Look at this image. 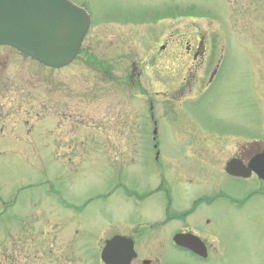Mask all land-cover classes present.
Instances as JSON below:
<instances>
[{
	"label": "rangeland",
	"instance_id": "rangeland-1",
	"mask_svg": "<svg viewBox=\"0 0 264 264\" xmlns=\"http://www.w3.org/2000/svg\"><path fill=\"white\" fill-rule=\"evenodd\" d=\"M73 1L92 21L71 63L51 68L0 45V264H102L104 238L134 229L144 237L138 249L161 264H264L259 178L213 172V192L229 197L201 212L213 217L207 262L174 251L167 226L146 227L163 216L155 202L165 199L162 189L143 202L147 211L122 185L141 183L140 193L159 186L156 144L174 199L209 186L202 172L183 187L178 171L180 152L207 144L211 128L223 157L242 144L264 146V6L230 1L224 13L214 0ZM177 1L206 17L185 15L169 27L213 33L222 50L215 77L197 90L184 79L190 58L159 48L163 10ZM215 9L223 17L212 22ZM210 65L196 72L201 81Z\"/></svg>",
	"mask_w": 264,
	"mask_h": 264
},
{
	"label": "flooded vegetation",
	"instance_id": "flooded-vegetation-1",
	"mask_svg": "<svg viewBox=\"0 0 264 264\" xmlns=\"http://www.w3.org/2000/svg\"><path fill=\"white\" fill-rule=\"evenodd\" d=\"M230 1L235 2L236 0H214V3L215 5L220 6L221 10L225 13L227 10L226 4L230 3ZM249 2H258L264 6V0H249ZM170 3L172 10L171 13L166 10V15H164L163 29L165 32L160 34L163 38L159 48L165 50L167 46H171V51L174 54V57L180 56L179 58H182L184 61L185 59L190 58L191 63L187 64L185 68V73H189L190 76L186 75L184 76V79H192L191 83L194 85L190 84L189 88L190 90H197L202 84L207 82L210 83L215 77L218 70V62H220L218 55L222 50L213 48L214 44H212L211 41L217 40L216 36L213 38V33H183L175 32L171 29L168 22L172 19H179L180 17L185 16V12L182 11V8L186 2L177 1V3ZM192 3L194 2H190V4ZM192 7L194 8L195 5L193 4ZM217 10L218 9H215L210 17L212 22L223 17V15ZM191 11L190 14H192V16L199 17L197 15L198 12L193 10L191 13ZM166 21L167 23L165 24ZM208 41L210 43H207ZM204 63L206 67L207 63H211V65L208 70L204 72L205 75L204 77H201V81L200 73L196 75V72H198L199 68H201ZM208 132L211 139L207 144H187L180 152L181 158L185 160V165L181 166L182 168L178 171V177L181 181L178 183L182 185L185 184L183 186L185 187L187 181H192L194 178L197 179L198 176L204 172V177L206 179L203 181L209 182V186L204 184L203 189L200 187L196 188L190 193H183L184 196L181 199H174L172 186L167 183L168 179L165 177V174H168L171 170L166 169L164 165L162 166L163 162L160 160V152L158 149L154 151L153 158L157 164L156 169L161 171L163 177L157 188H152L150 191L140 193L137 191V188H140L139 184L141 183L133 188H128L125 184H122L125 188L124 194L128 197H134L135 202L133 201V203L137 207H139V203H143L148 199L147 197L158 194L157 191L162 189L164 191L165 199L163 197L157 198L155 202L156 210H158L159 213H162L163 216L161 218L154 217L149 219L150 221L146 224V227L155 230L167 226L171 230L167 240L174 251L182 253L195 261L205 262L213 258V250L216 246L213 242V230L211 229L213 217L209 214L202 215L201 212H204L207 209L213 210L214 202L217 200V197H222L226 200H228L229 197L222 191L217 190L213 192V172L220 171L225 175L236 179H246L227 173L224 169L226 162L231 158H235L245 166H249L250 161L254 157L264 152L263 144L260 145L259 143L254 142L249 145L242 144L241 146L236 147L233 152L223 157L221 155V153H224V150H221L223 147L213 145V137H216V135L213 134V128ZM220 163H223L221 168L219 166ZM206 172H208V175ZM250 177H256L261 181H264V179L260 178L255 171L251 172L248 178ZM165 181L168 184L167 187L163 186ZM145 206L147 211H151L147 204H145ZM173 223L177 224V226L170 227V224L173 225ZM128 235L133 240V247L135 250V255L132 257L129 264H161L159 258L153 255L151 251H140L138 249L137 239L144 237L141 233H138L137 229H134L132 232L128 233ZM174 238L176 243L173 241Z\"/></svg>",
	"mask_w": 264,
	"mask_h": 264
},
{
	"label": "water",
	"instance_id": "water-1",
	"mask_svg": "<svg viewBox=\"0 0 264 264\" xmlns=\"http://www.w3.org/2000/svg\"><path fill=\"white\" fill-rule=\"evenodd\" d=\"M90 22L88 12L71 0H0V43H7L42 63L61 67L77 54ZM227 170L238 174L230 161ZM124 237L107 241L103 259L116 264Z\"/></svg>",
	"mask_w": 264,
	"mask_h": 264
}]
</instances>
